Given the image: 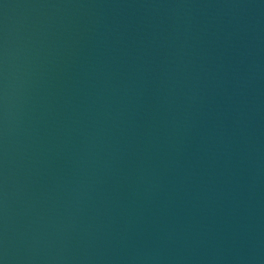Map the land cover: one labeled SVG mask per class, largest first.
<instances>
[{"label":"water","instance_id":"1","mask_svg":"<svg viewBox=\"0 0 264 264\" xmlns=\"http://www.w3.org/2000/svg\"><path fill=\"white\" fill-rule=\"evenodd\" d=\"M0 264H264V0H0Z\"/></svg>","mask_w":264,"mask_h":264}]
</instances>
